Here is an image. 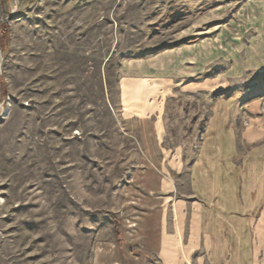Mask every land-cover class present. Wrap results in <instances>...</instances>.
I'll return each instance as SVG.
<instances>
[{"label": "rangeland", "instance_id": "obj_1", "mask_svg": "<svg viewBox=\"0 0 264 264\" xmlns=\"http://www.w3.org/2000/svg\"><path fill=\"white\" fill-rule=\"evenodd\" d=\"M3 25L0 264L155 263L152 167L120 107L145 101L122 77L177 84L175 126L233 101L253 127L264 0H0Z\"/></svg>", "mask_w": 264, "mask_h": 264}, {"label": "crops", "instance_id": "obj_2", "mask_svg": "<svg viewBox=\"0 0 264 264\" xmlns=\"http://www.w3.org/2000/svg\"><path fill=\"white\" fill-rule=\"evenodd\" d=\"M154 73L144 89L139 75L123 76L145 103H120L132 111L123 117L139 121L130 130L141 136L146 189L160 208L151 264H264V119L243 127L227 101L175 126L171 114L183 106L166 101L177 84L166 95Z\"/></svg>", "mask_w": 264, "mask_h": 264}, {"label": "trees", "instance_id": "obj_3", "mask_svg": "<svg viewBox=\"0 0 264 264\" xmlns=\"http://www.w3.org/2000/svg\"><path fill=\"white\" fill-rule=\"evenodd\" d=\"M7 31H8L7 25H3L2 27H0V43L2 45L5 44V39L7 37Z\"/></svg>", "mask_w": 264, "mask_h": 264}]
</instances>
